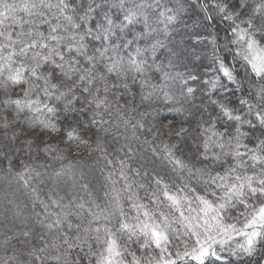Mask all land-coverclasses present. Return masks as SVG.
I'll use <instances>...</instances> for the list:
<instances>
[{"label": "snow or ice", "instance_id": "obj_1", "mask_svg": "<svg viewBox=\"0 0 264 264\" xmlns=\"http://www.w3.org/2000/svg\"><path fill=\"white\" fill-rule=\"evenodd\" d=\"M0 264H264V0H0Z\"/></svg>", "mask_w": 264, "mask_h": 264}]
</instances>
